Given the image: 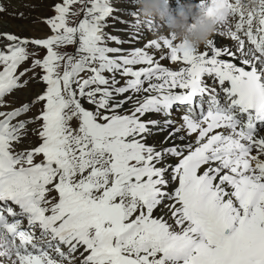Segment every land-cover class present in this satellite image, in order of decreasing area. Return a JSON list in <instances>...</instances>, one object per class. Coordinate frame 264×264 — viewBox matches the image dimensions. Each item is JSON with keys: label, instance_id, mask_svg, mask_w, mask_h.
Instances as JSON below:
<instances>
[{"label": "snow or ice", "instance_id": "6c2138e0", "mask_svg": "<svg viewBox=\"0 0 264 264\" xmlns=\"http://www.w3.org/2000/svg\"><path fill=\"white\" fill-rule=\"evenodd\" d=\"M218 8L195 51L130 0L0 33V264H264V3Z\"/></svg>", "mask_w": 264, "mask_h": 264}, {"label": "clouds", "instance_id": "9594fccd", "mask_svg": "<svg viewBox=\"0 0 264 264\" xmlns=\"http://www.w3.org/2000/svg\"><path fill=\"white\" fill-rule=\"evenodd\" d=\"M135 3L139 5L141 19L154 22L160 30L158 34L174 35L177 42L193 51L206 45L218 32L219 18L224 15L222 8L214 9L212 15L205 9L196 10L191 0L182 9L172 8L170 0H135ZM262 3L264 0H240L243 10L254 14Z\"/></svg>", "mask_w": 264, "mask_h": 264}, {"label": "rangeland", "instance_id": "374dc122", "mask_svg": "<svg viewBox=\"0 0 264 264\" xmlns=\"http://www.w3.org/2000/svg\"><path fill=\"white\" fill-rule=\"evenodd\" d=\"M184 1H185V3L187 2V0H184ZM12 2L19 5V9L18 10L15 9L16 13L13 12L9 7H7V5H5V7L8 9V11L5 13H0V14H4L8 17H12L13 22L15 24H21L22 26L24 24L28 25V27H26V28L29 30H27L28 33L25 34L24 37L37 38L36 36L38 35V37L40 36L42 38L48 34V29L42 21L45 17H48L51 15L50 6L53 3V0H12ZM130 3H131L130 4L131 11H132V9H135L137 11L139 10V5L137 3H135V0H130ZM185 3L181 4L180 0H173L171 6L174 9H182L184 7ZM126 6L127 5L123 2L118 4V7H126ZM21 13L23 14L22 16L20 15ZM75 19H78V18H75ZM126 19H129V18L126 17ZM118 24H120V23L117 21L114 24V26H116ZM112 29L113 28L110 27L108 29V31L112 32L113 31ZM114 34L122 35L121 33H116V32H114ZM67 51L71 52L72 49L69 48V49H67ZM42 87H43V85L40 83H37L35 81L30 82L28 87L26 89H24L25 92H24V90L21 92L19 97H21V98L23 97L24 99L22 98L23 100L21 99L20 101H23V103L28 102L30 99L34 98V96L42 90ZM25 99H26V101H25ZM37 110H38V106L33 109L34 112ZM30 139L33 142H35L36 137L30 136Z\"/></svg>", "mask_w": 264, "mask_h": 264}, {"label": "bare ground", "instance_id": "6f19581e", "mask_svg": "<svg viewBox=\"0 0 264 264\" xmlns=\"http://www.w3.org/2000/svg\"><path fill=\"white\" fill-rule=\"evenodd\" d=\"M172 1L173 0H170L171 4H172ZM180 1H181V4L185 3L184 0H180ZM0 4H2L3 6L7 5V7H9L13 12H15V9H17V10L19 9V5H17L14 2H12V0H0ZM191 4L196 10H200L202 8L206 10L207 7L210 6V4H211V0H192ZM132 12H135L136 14H139V16H140L139 10L137 11L135 9H132ZM26 27H28V25L24 24L22 26L21 24H15L13 22V18L12 17H8V16H6L4 14H0V33L8 32V33H14V34H16L18 36L24 37L25 34L28 33L27 30H29ZM114 27L116 29H122V28L125 27V25L118 24V25H116ZM116 33H121L123 35L122 32H116ZM117 35H120V34H117ZM36 37L37 38H41L40 36L38 37V35ZM151 38L152 37L150 35L146 37V39H151ZM211 39L213 40L214 43H216V42L217 43H222V44H231L232 43L229 39L221 36L219 33H216ZM142 43H143V41H141L140 44H136L135 46H141ZM124 47L130 48V47H133V45H127L126 44V45H124ZM164 63L169 64L168 61H165ZM169 66L172 67V68L176 67L175 64H169ZM22 91L16 93L15 97L12 100L13 104H17L18 105V104L23 103V101H20L23 97L22 98L19 97ZM24 92H25V90H24ZM25 101H26V99H25ZM174 118L179 119V112L178 111L174 113ZM162 136H163V133H159L158 134V138H162Z\"/></svg>", "mask_w": 264, "mask_h": 264}]
</instances>
